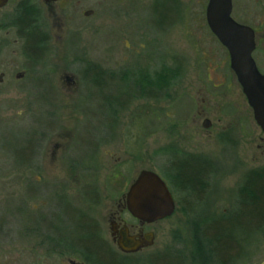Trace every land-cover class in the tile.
I'll list each match as a JSON object with an SVG mask.
<instances>
[{"label":"rangeland","instance_id":"1","mask_svg":"<svg viewBox=\"0 0 264 264\" xmlns=\"http://www.w3.org/2000/svg\"><path fill=\"white\" fill-rule=\"evenodd\" d=\"M197 1L180 0L170 27L160 25L155 30L150 24L152 17L163 18L161 6L157 15L144 11L141 25L128 22L120 30L106 23V0H81L80 7L92 9L93 15L85 18L78 11L63 40L51 39L43 68L40 61L31 69L25 66L22 40L12 43L6 36L1 41L0 264H70L71 260L98 264L65 247L77 237L76 213L65 202L94 220L100 237L110 240L106 217L116 196L140 169L163 176L177 151L210 159V184L201 200L177 194L178 200L184 196V203L148 227L155 232V245L148 254L160 250L191 256L195 224L234 211L237 189L246 174L264 166V131L255 122L230 69L228 53L208 28ZM232 4L233 17L257 29L253 57L264 72V0H232ZM143 6L150 7L151 0L143 1ZM123 18L129 20L128 15ZM176 63L180 73L165 97L134 98L107 122L102 118L100 92L83 74L90 65L159 73ZM22 70L25 74L17 78ZM42 74L47 79L43 92L36 86ZM64 74L76 78L75 88L66 87ZM114 85L122 88L120 83ZM138 106H144L146 116L136 115ZM142 117L147 119L145 125L139 123ZM204 119L210 126H202ZM30 142L29 163H21L14 151H27ZM85 186L95 188L98 202L87 200ZM233 235L240 244L236 264H260L264 230L246 234L235 228ZM58 237L63 240L60 244ZM146 255L134 256L133 264H145L141 260Z\"/></svg>","mask_w":264,"mask_h":264},{"label":"flooded vegetation","instance_id":"2","mask_svg":"<svg viewBox=\"0 0 264 264\" xmlns=\"http://www.w3.org/2000/svg\"><path fill=\"white\" fill-rule=\"evenodd\" d=\"M83 1L88 2L90 0H83ZM143 1L145 0H106V5H105L106 23L110 27L111 25H114L115 27H119L120 30H123V24H128V22L130 25H136V24L141 25L139 18L141 17V14L144 11L146 12L148 11L147 13L149 14V10H150L151 14L157 15L159 12V7L162 6L161 15H163V18L152 17L150 20V24L152 25V28L153 29L156 28L157 30H159V28L161 27L160 25H163L164 27L166 26L170 27L174 24L177 11H180V7H179L180 0H151V6L147 7L146 9L143 6ZM80 2L81 0H0V49L2 47L1 41H5L6 36L8 37V40L10 38V41H12V43H15L17 39H20L22 40L20 53L22 54V56H24L25 66L31 69V65L33 66L40 61L41 67L43 68V57L47 55V51L50 48L51 39L53 37H57L62 41L65 35L64 33L69 30L68 23L70 21H76L79 12L82 11L81 13L85 18L91 17L93 15L94 11L92 9L84 10L83 8L80 7ZM197 3H199L202 10L204 11V20L207 24L206 7L208 0H198ZM232 10H233V4H232ZM124 15H128L129 20L128 19L125 20V18H123ZM135 15H138V18L137 17L134 18L133 16ZM233 18L235 19V17ZM251 27L254 29L256 34V47H255L256 49L258 43V32L256 28H254L253 26ZM124 29H127V27H125ZM129 31L133 32V29L130 28ZM1 34H3L2 37ZM119 34H121L120 31ZM138 36H139V32H138ZM141 46L143 47V44H141ZM98 69H102V68H99L97 65H90L83 70V74L84 75L88 74L90 76L93 73H95ZM102 70L104 74H106L105 76L106 82L104 83L103 86L89 79L91 77H88L90 83L96 86L98 91L102 88L105 92H108L110 96L112 94V91L114 89H117L114 87L115 86L114 84L120 83L122 86L120 90L123 91V92L121 91L122 98L127 100L125 101L126 105H128V103L132 101V99L134 98H146V99L158 98L154 96V94L158 92V87H156V85L155 86L152 85L149 88L145 85L143 80L144 77H149V75H151V77L153 78L156 71L147 72L142 70L138 71L136 69L134 70L102 69ZM24 74L25 71L23 70L19 71L16 77L22 78ZM2 76L3 73H0V83L3 82ZM136 78L137 79L140 78L141 81L136 82L135 81ZM37 79L38 81H36ZM37 79H35V81L38 82L37 83L38 85L36 86H39L38 88H40L43 92V89H46V84L44 81H47V79L43 78V74L40 75ZM63 79H64L63 82L66 85V87L68 88L76 87L77 81L75 77L64 74ZM143 85L145 86L143 87ZM127 88H129L128 91ZM143 90L146 91V94H144ZM134 91H135V95L133 94ZM41 101L43 102V99H41ZM138 107H136V110L139 109ZM140 107H144V106H140ZM110 111L113 112V110ZM136 115H139L138 111ZM42 131H41V135L43 134ZM68 135L70 136V134ZM87 141L89 144H91L92 142L90 141V137L87 138ZM67 144H70V141L67 140ZM162 178L165 180L169 188V191L171 192V195L173 197L175 204V208L173 211L174 213L177 209L178 203L181 202V198H182L181 197L178 200V198H176L177 194L180 192L181 194L184 193L185 196L187 195L184 191L180 189L179 186L177 187L174 180L172 182L173 184H171L163 176ZM132 179L129 181L128 186L132 182ZM128 186L124 191L120 192L116 196V198L113 200V204L110 210L108 211V215L106 217V223L108 225V234L110 236V240L104 239L103 236L100 237L99 226L96 222H94V220H91L90 217L89 218L86 217L84 220L85 221L84 224L91 225V228L93 229L94 235L90 237L91 239H93L92 243L93 244L96 243L97 245L96 244L95 245L103 250V256L105 260L104 264H133L135 262L133 257L143 254L144 252H146L147 255L142 258L141 262H145V264H149L150 260H152V257L155 258L153 260H157L161 253L174 254L170 251L161 252L160 250H155L148 254V250L155 245V232L152 229H149L148 227L157 223L162 219L171 216L173 213L169 216H166L162 219H158L152 222L141 221L140 219L133 216L127 209L124 195L128 189ZM206 191L207 190H205V193L202 195L203 197L205 196ZM86 198L87 200H90L94 203L98 202L99 200L98 197L97 199L95 197L94 198L86 197ZM77 215H80V213L77 212ZM125 230L127 231L128 235L134 236L135 238H139V237L143 238L146 233L152 232L153 242L151 244H148L147 246L142 247L141 249L135 252L122 251L118 247L117 241L119 240L121 234ZM83 255L85 256L86 253H84ZM94 260L96 259L94 258ZM77 263L79 262L73 260L70 261V264H77Z\"/></svg>","mask_w":264,"mask_h":264},{"label":"trees","instance_id":"3","mask_svg":"<svg viewBox=\"0 0 264 264\" xmlns=\"http://www.w3.org/2000/svg\"><path fill=\"white\" fill-rule=\"evenodd\" d=\"M179 73L180 66L176 63L173 68H161L160 72H156L153 78L149 75V77H144L143 80L149 88L152 85L158 87V92L154 96L160 98L167 95L172 79L179 75ZM85 76L91 77V80L101 86L106 82V74H104L102 69H98L90 76L88 74H85ZM135 81L139 82L141 80L140 78H136ZM128 90L129 88H127ZM121 91L114 89L109 96V93L105 92L102 88L99 90L101 94V104L99 105L101 106L100 109L105 111L102 115L105 122L113 115H116L119 112L118 110L124 109L127 106L125 104L127 100L122 98ZM143 92L146 94L145 90ZM138 108L139 115H147L144 107L139 106ZM110 110H113V112ZM145 121L147 119L142 117L139 123L144 124ZM31 149L33 150V145L30 142L27 151L20 152L19 150H15L14 153L21 163L28 164ZM11 152L13 153L12 150ZM176 153L172 155L173 158L170 159V165L165 167L164 172L162 171L163 177L171 184H173L174 180L177 187L179 186L186 193V197L201 200L202 195L210 184L213 162L199 154L183 152H181L182 154H178V151ZM30 188H32L31 185ZM82 191L84 196L88 198L95 197L97 199L98 197V192L93 187L89 188L85 186ZM183 200L184 197L182 196V202L180 203L183 204ZM65 203L67 209L76 213L74 218L76 229L74 228V232L77 235L74 239L75 241L73 240L74 243L66 242V244L71 245H65V247H72L73 251L76 249L75 251H80L82 254L86 253L85 256L88 259L92 258L94 260L95 258L96 260L94 261L104 264L103 250L97 247L96 243L93 244V239L90 238L94 235L93 229L90 225L84 224L86 216L77 215V211L71 208L67 202ZM235 228L244 231L246 234H256L264 230V166L254 168L246 174L245 180L237 189V202L234 211L228 215L208 219L202 224H195L192 233L193 251L191 256L186 257L181 253H176L175 255L161 253L157 260H153L155 258L152 257L149 264H186L185 259L188 258L191 261L190 264H193L195 261L202 264H236L238 255L240 254V244L233 235ZM57 242L60 244L63 240L58 237ZM75 246L79 247V249Z\"/></svg>","mask_w":264,"mask_h":264},{"label":"water","instance_id":"4","mask_svg":"<svg viewBox=\"0 0 264 264\" xmlns=\"http://www.w3.org/2000/svg\"><path fill=\"white\" fill-rule=\"evenodd\" d=\"M231 12L232 0H208L207 26L226 49L230 69L246 97L255 122L264 131V73L259 70L252 54L256 47V34L251 26L235 20ZM209 125L210 121L204 119L202 126ZM124 197L129 212L144 222L169 216L175 208L165 180L151 169L143 168L135 173ZM152 242V232L143 238H135L126 230L117 241L118 247L125 252H135ZM260 264H264V259Z\"/></svg>","mask_w":264,"mask_h":264}]
</instances>
